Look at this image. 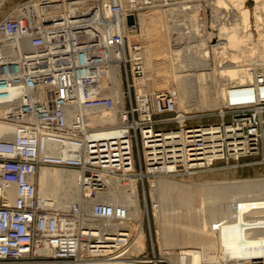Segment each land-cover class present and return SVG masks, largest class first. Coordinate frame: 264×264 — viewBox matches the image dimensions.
Listing matches in <instances>:
<instances>
[{
	"label": "built area",
	"instance_id": "2783aa9c",
	"mask_svg": "<svg viewBox=\"0 0 264 264\" xmlns=\"http://www.w3.org/2000/svg\"><path fill=\"white\" fill-rule=\"evenodd\" d=\"M208 2L98 0L96 9L83 12L68 4L67 14L56 10L39 31H31L22 17L0 21V108L21 116L14 120L0 114V121L12 123L15 129L13 137L0 139V264H179L147 258L143 250L133 253V237L125 227H87L76 210L44 207L35 181L26 178L35 179L40 166L74 168L80 174L84 198H91L111 178L124 184L130 177L142 189L145 180L149 191V180L156 175L188 176L217 159L257 152L264 130V97L229 106L231 120L219 125L216 135L210 131L214 126H187L171 92L137 94L134 85L135 79L147 74L141 48L132 41L140 26L138 14L165 10L169 28L173 25L170 14L178 11L188 25L202 24L206 32H213ZM128 16L133 19L131 25H127ZM122 25L126 31H121ZM18 41H24L28 49L11 56ZM113 65L125 78L129 72L134 92L133 101L126 98L128 111L123 103L120 134L116 128H90L92 120L80 113L112 107L111 97L105 95L104 70ZM260 76L257 83L261 85ZM256 108L260 111L252 112ZM169 114L179 115L177 127L155 129L154 118ZM133 144L140 147L138 169ZM64 146L72 149H66L68 156L62 154ZM212 149L213 159H205L204 153ZM9 181L16 186L13 201L6 198ZM123 211L94 201L86 216L93 221L112 220L111 216L121 220Z\"/></svg>",
	"mask_w": 264,
	"mask_h": 264
},
{
	"label": "bare ground",
	"instance_id": "6f19581e",
	"mask_svg": "<svg viewBox=\"0 0 264 264\" xmlns=\"http://www.w3.org/2000/svg\"><path fill=\"white\" fill-rule=\"evenodd\" d=\"M244 1L245 0H209L208 6L210 7V26L211 29L213 28V32H206V29L202 24L194 25L193 23L192 26L188 25V22L186 21L188 19H186L181 12L176 11L171 13L170 20L173 25L166 28V32L161 28H158V30H162L160 31L161 35L166 33L165 36L168 41L175 40L176 45L172 44L170 48H167L168 51H165L166 49L159 48L160 51L158 55H155V51L151 49L150 55L147 56V60H150V63L145 62L146 57L144 56L147 74L144 79L134 80V85L137 86V94L159 88V86L156 85V80H154V83L152 84L148 79L149 74L152 76L155 74L157 75L158 72L161 71L159 69L162 68L161 74L164 75L163 77L168 78L170 74V66L171 68L175 66L174 63L177 61L178 64L186 70V72L178 75V83H180L179 85L181 87V97L178 98L177 95H175L176 90L171 91V94L177 105V111H179V113L185 110L188 111L191 108L192 99L187 93H189L191 88L199 87L202 84L207 83H203V80L210 77L211 66L209 64V59L212 58V70H214L213 72L217 75V78L216 87L212 88L213 99L209 102L210 108H216L219 110L220 114L224 111L226 113H230L229 106L231 105L250 104L252 101H256L260 99V97H264V84L260 85L257 83L258 75H261L260 78L264 80V53L262 52L264 46V19L261 18V14L264 12V3L262 0H254L255 12H253V15L258 35L256 41L254 43H250L249 39L245 36L249 29L250 21L249 10L245 7ZM77 2L80 3L79 8L77 9H81L82 12L83 10L88 11L93 8L96 9L98 5V0H77ZM74 3L75 2L72 0H29L25 5L15 9L9 16L22 17L29 25L31 31H39L43 28L45 23L53 17L56 10L62 9L65 11V14H67V7H70V4H72L73 8H76ZM122 4H124V2H122ZM190 16L193 20L194 15ZM98 19L99 17H96L93 21ZM144 19L145 18L142 14H138V22L141 27L144 24L143 22H145ZM179 23H184V26H181ZM175 25L176 27H174ZM146 26L148 29L152 27L149 24ZM190 28H192L193 39H191ZM126 30V27H123L122 25L121 31ZM206 38L208 41L209 39L211 40V47L207 45ZM0 39H3L2 35H0ZM192 41L194 45L195 41L197 44V60L201 67L198 73H195L193 69L194 62L191 58L193 52L191 48ZM16 46L17 49L12 52L11 56H16L17 53H21L22 51L28 49L24 41H18ZM167 52H170L169 59H166ZM210 53L212 54L211 57L208 55ZM156 61L161 62L159 64L156 63ZM157 66L159 68H157ZM122 76L120 74V69L117 66H109L104 70L105 94L109 83V86H111L110 95L112 107L110 109L96 112H90L91 110L89 109L81 111L80 109V113L84 114V116L86 115L85 117L92 120L91 125L96 123L101 125H113L114 123L121 122L118 118L117 111V109H120L121 107L117 106L118 103L116 102V99L119 87L121 86ZM196 77H198L199 83H197ZM12 90L16 91V89ZM5 101L6 100H4V102ZM259 111V108L252 110L254 113H258ZM0 114L14 120H20L21 117L18 113L14 111L10 112L9 110H5L3 108H0ZM217 127L218 126H214L213 128H210V131H215L214 133L217 135L219 133ZM229 128L230 127H226L225 129ZM14 130V125L0 124V139H10L13 137ZM117 133L120 134L121 129H118ZM66 149L72 151L71 148L64 146L62 149V154L64 156H68ZM204 155L207 160L213 159V149L205 152ZM167 168L168 170L171 169V167ZM205 169L206 168L196 171L195 173L202 172ZM164 176H167V179L168 177H176L172 174L163 173L156 175L149 180V195L152 198V213L156 224L155 234L157 237V245L159 246L161 244V216L174 214V212L162 213L159 208L157 199L158 195H156L157 189L154 185L159 178ZM26 179L28 182L36 180L35 184H32L35 185V188L37 187V195L44 207L62 212L76 210L78 211V216H80V222L87 227H96V229H98V227H125L131 232L133 237V253L142 251L141 244L137 240V237L141 234L140 229L138 230V220L140 217L139 199L137 187L133 179H130V177H127L124 184L116 178L109 179L106 181L105 188L103 190H97L94 197L91 198H84V193L82 192V188L80 186V174L75 169H60L54 166H41L39 168L37 179H31L30 176H27ZM253 180H248V182H244L243 180L239 182H228L226 180V182L214 184L213 181L201 182L205 198L202 202V206L199 208L200 213H202V230H210L213 235V229H217L219 231V236H225L226 239H224L226 241H241L245 240L244 238H250L252 234L263 233L264 189L258 182H254ZM8 183L9 185L6 187V198L8 201H13L16 186L15 184L12 185V181H9ZM223 199H225L226 204L220 205V201ZM94 201L121 207L124 210V219L118 220L115 216H111L112 220L101 219L100 221H93L91 218L88 219L86 214L89 213L91 204ZM185 211L187 212V209L181 210L182 213ZM217 236L218 235H214V237H216L214 239L217 240L219 237ZM177 250L180 251L178 255L176 253ZM160 252L161 255L165 256L173 263L231 264L227 258L225 259L228 254V250L221 252V256H215L206 249L198 250L175 248L161 250ZM253 255L256 256V260L264 261V236L261 239V243L257 251L254 252L252 256Z\"/></svg>",
	"mask_w": 264,
	"mask_h": 264
},
{
	"label": "rangeland",
	"instance_id": "374dc122",
	"mask_svg": "<svg viewBox=\"0 0 264 264\" xmlns=\"http://www.w3.org/2000/svg\"><path fill=\"white\" fill-rule=\"evenodd\" d=\"M29 0H0V21L11 18L9 15L18 7L25 5ZM74 1V5L79 8L80 3L77 0ZM264 3V0H262ZM245 7L249 10V29L246 33V37L249 39L250 43H254L257 39L258 32L256 30L255 22H254V0H245ZM167 11L157 9L151 13H148L144 16L145 22H143V26L141 25L137 27L134 35L132 34V41L137 42L141 48V52L143 57H146L145 62L150 63V60H147V56L150 55V50L153 49L155 51V55L159 54L160 49L170 48L172 44H175V40H169L166 38L165 34L161 35L158 28L164 29L166 32L167 28ZM130 17V16H128ZM127 17V18H128ZM203 18V14L200 15ZM126 18V22H127ZM261 18L264 19V12L261 14ZM132 19V17H131ZM133 22V19H132ZM127 23V25H131ZM149 24L152 26L148 29L146 26ZM208 29V26H207ZM153 31V32H152ZM163 31V32H164ZM191 31V39H193L192 28ZM206 31V30H205ZM207 35V34H206ZM165 36V37H164ZM190 36V35H189ZM162 37V39H161ZM207 37V36H206ZM174 38V37H172ZM196 38V34H195ZM207 39V38H206ZM208 40V39H207ZM197 41V40H196ZM195 41V45L192 41V60L194 62V71L198 73L201 69L197 60V44ZM176 45V44H175ZM207 45L211 47L210 41H207ZM196 46V48H195ZM162 49V50H163ZM196 50V53H195ZM264 53V46L263 51ZM170 52H167L166 59H169ZM211 54V53H210ZM212 56V54L210 55ZM212 59V58H211ZM209 59V64L211 66V74L210 77L203 80V83L199 87L191 88L189 93V97L192 99L191 108L187 111H181L180 114L184 116L185 124L187 126L192 127H202L209 128L213 126L223 125L226 126L228 122L231 120V114L226 113L225 111L220 114L219 110L216 108L213 109L209 107V102L213 99V87L216 86V78L217 75L213 72V60ZM161 61H156V63L160 64ZM175 66L171 68L170 66V74L168 78L163 77L161 74L162 68L159 69L161 71L156 75L149 74L148 79L151 83H154L156 80V85L159 88H155L156 90H165V91H175V95L178 98L181 97L180 91V83L178 75L180 73L186 72L183 67L178 64L177 61L174 63ZM157 68H159L157 66ZM121 72V70H120ZM123 73V72H122ZM122 73L121 76H122ZM214 73V74H213ZM124 75V73H123ZM215 75V76H214ZM125 77H121V86L119 87L116 102L118 108V118L120 119V113L122 111L123 103L125 102V109L128 111L129 104L126 101L127 96L130 97L131 101L134 99V92L130 88V75L129 72H126ZM145 77V76H144ZM197 78V83L198 77ZM167 79V80H166ZM219 79V78H218ZM217 79V80H218ZM210 82H209V81ZM129 83V84H128ZM120 84V83H119ZM110 84L108 83L107 92L105 95H110ZM205 85V86H204ZM208 85V86H207ZM212 86V87H211ZM209 87V88H208ZM206 88V89H205ZM109 89V91H108ZM208 89V90H207ZM179 90V91H177ZM123 91V95H122ZM194 97V98H193ZM118 100V101H117ZM122 100V101H121ZM127 102V103H126ZM196 106V107H195ZM196 110V111H195ZM179 116V115H177ZM177 116L176 114H169L164 116H156L155 119V129L157 130H170L177 127ZM85 117V116H84ZM176 117V118H175ZM175 118V119H174ZM164 120V122H160ZM167 120V121H165ZM161 123V124H160ZM2 125H13L12 123H5L0 121ZM117 124V125H116ZM121 122L114 123L113 125H101L94 124L89 126L90 128H97L107 130L110 128H116V131L120 129ZM112 126V127H111ZM102 130V131H103ZM106 132V131H105ZM263 135L258 140V150L257 152L242 155L237 158L232 156L224 157L215 160L208 168L203 170L202 172L194 173L188 176L181 177H171L167 179V176L159 178L157 182H155L154 186L157 189L156 195L158 199V204L160 211L162 213L174 212V214H166L162 215L160 219V232H161V244L157 245V237H156V224L154 222L153 213H152V198L149 195V191L147 189V182L143 180V189L139 186L138 183L137 193L139 199V209H140V217L138 220V230L140 229V236L137 237L138 242L141 244V250H143V256L147 258H151L154 256L155 258L169 261L168 258L161 255V250H169V249H198V250H208L213 255L221 256V252H225L228 250V254L223 257L231 263V264H260L264 263L263 260H256V256H252L254 252L257 251L261 239L264 236L263 233H255L252 234L250 238H244L245 240H234V241H226L225 236H219V231L217 229L210 230H202V213H200L199 208L202 206V202L205 200L203 195V187L201 186V182L213 181L214 183L226 182H239L244 181L248 182V180H253L254 182H258L260 186L264 189V130ZM137 141L138 144L140 142L139 135L137 133ZM140 147L137 148L133 144V156L135 160V169H138L137 159H141ZM139 151V152H138ZM138 152V153H137ZM49 167H53L47 165ZM41 167V166H40ZM39 167V168H40ZM60 168V167H56ZM60 169H74V168H60ZM208 169V171H207ZM213 169V170H212ZM39 173V169L36 173L35 179H37V175ZM165 178V179H164ZM161 180V181H160ZM247 180V181H246ZM261 180V181H260ZM36 181V180H35ZM134 181V180H133ZM211 183V182H210ZM37 186V183H36ZM37 188V187H36ZM37 191V190H36ZM93 194V193H92ZM230 196V195H229ZM152 204V205H151ZM225 199L220 201V205H225ZM187 209V212H181V210ZM137 228V227H136ZM135 230V229H134ZM214 235H218V239H214ZM262 235V236H261ZM213 236V237H212ZM225 238V239H224ZM256 238V240H255ZM156 241V242H155ZM257 244V245H255ZM204 248V249H203ZM178 251V250H177ZM215 252V253H214ZM219 252V253H218ZM159 264H164L163 262Z\"/></svg>",
	"mask_w": 264,
	"mask_h": 264
},
{
	"label": "water",
	"instance_id": "95a60500",
	"mask_svg": "<svg viewBox=\"0 0 264 264\" xmlns=\"http://www.w3.org/2000/svg\"><path fill=\"white\" fill-rule=\"evenodd\" d=\"M131 22H132L131 17H128V18H127V23L130 24Z\"/></svg>",
	"mask_w": 264,
	"mask_h": 264
}]
</instances>
